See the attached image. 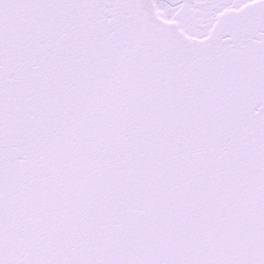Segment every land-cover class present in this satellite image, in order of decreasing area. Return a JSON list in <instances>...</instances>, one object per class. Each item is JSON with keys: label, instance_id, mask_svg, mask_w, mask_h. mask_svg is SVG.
<instances>
[{"label": "snow or ice", "instance_id": "1", "mask_svg": "<svg viewBox=\"0 0 264 264\" xmlns=\"http://www.w3.org/2000/svg\"><path fill=\"white\" fill-rule=\"evenodd\" d=\"M0 264H264V0H0Z\"/></svg>", "mask_w": 264, "mask_h": 264}]
</instances>
